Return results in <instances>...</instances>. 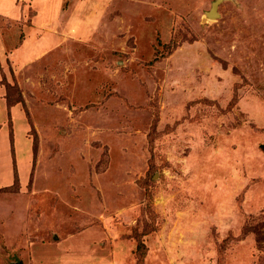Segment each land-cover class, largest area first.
Masks as SVG:
<instances>
[{"label": "rangeland", "instance_id": "rangeland-1", "mask_svg": "<svg viewBox=\"0 0 264 264\" xmlns=\"http://www.w3.org/2000/svg\"><path fill=\"white\" fill-rule=\"evenodd\" d=\"M0 0V264H264V0Z\"/></svg>", "mask_w": 264, "mask_h": 264}, {"label": "water", "instance_id": "water-1", "mask_svg": "<svg viewBox=\"0 0 264 264\" xmlns=\"http://www.w3.org/2000/svg\"><path fill=\"white\" fill-rule=\"evenodd\" d=\"M221 1L222 0H214L212 2L211 8L207 11L208 17L214 18L219 16L218 5Z\"/></svg>", "mask_w": 264, "mask_h": 264}, {"label": "trees", "instance_id": "trees-1", "mask_svg": "<svg viewBox=\"0 0 264 264\" xmlns=\"http://www.w3.org/2000/svg\"><path fill=\"white\" fill-rule=\"evenodd\" d=\"M260 147H261V149L264 151V144H262Z\"/></svg>", "mask_w": 264, "mask_h": 264}]
</instances>
